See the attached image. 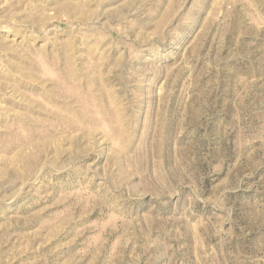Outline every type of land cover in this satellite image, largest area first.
Segmentation results:
<instances>
[{
  "label": "rangeland",
  "instance_id": "rangeland-1",
  "mask_svg": "<svg viewBox=\"0 0 264 264\" xmlns=\"http://www.w3.org/2000/svg\"><path fill=\"white\" fill-rule=\"evenodd\" d=\"M0 264H264V0H0Z\"/></svg>",
  "mask_w": 264,
  "mask_h": 264
}]
</instances>
